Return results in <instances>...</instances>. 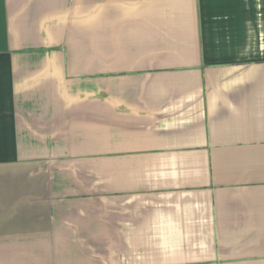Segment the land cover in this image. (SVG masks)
<instances>
[{"label":"crops","instance_id":"0c3cea01","mask_svg":"<svg viewBox=\"0 0 264 264\" xmlns=\"http://www.w3.org/2000/svg\"><path fill=\"white\" fill-rule=\"evenodd\" d=\"M0 264H264V0H0Z\"/></svg>","mask_w":264,"mask_h":264}]
</instances>
